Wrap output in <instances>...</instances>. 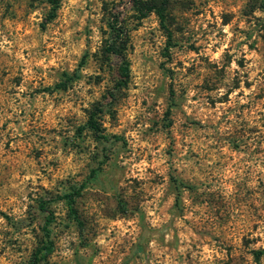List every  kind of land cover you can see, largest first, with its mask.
Returning a JSON list of instances; mask_svg holds the SVG:
<instances>
[{
    "label": "rangeland",
    "instance_id": "374dc122",
    "mask_svg": "<svg viewBox=\"0 0 264 264\" xmlns=\"http://www.w3.org/2000/svg\"><path fill=\"white\" fill-rule=\"evenodd\" d=\"M50 7L0 0V264H29L38 200L101 160L77 202L83 232L51 203L43 264H264V0H169L170 46L158 15L138 21L131 0H62L48 21ZM115 16L131 77L112 104L118 60L102 51ZM98 104L120 140L85 127Z\"/></svg>",
    "mask_w": 264,
    "mask_h": 264
},
{
    "label": "trees",
    "instance_id": "16d2710c",
    "mask_svg": "<svg viewBox=\"0 0 264 264\" xmlns=\"http://www.w3.org/2000/svg\"><path fill=\"white\" fill-rule=\"evenodd\" d=\"M48 1L51 7L47 19L48 21H51L57 16V12L62 0ZM131 2L138 21L142 20L152 12L158 15L161 25L167 32L168 44L170 46L172 44L173 34L166 22V12L169 6V0H161L159 4L155 2H149L147 0H131ZM130 43L131 39L128 26L121 19H119L118 16L113 17L110 22V34L107 38H105V44L102 51V54L105 57L104 60L106 62L111 60L113 57L118 60L117 64L115 65L118 73V80L115 83L112 91L109 93V103L112 104L117 99L116 93L125 88L130 81L131 67L127 55ZM85 58L86 57L84 56L83 60L81 61V65H83ZM109 66H111V63H109ZM77 78H80L79 69L74 71L72 74L65 72L64 80L57 83L55 87L66 88L68 83ZM103 108V104H98L93 110L90 111L85 127L89 128V130H91L98 139L104 142H110L112 139L118 141L121 139L120 136H110L106 134L104 128L98 121L99 114L103 111ZM79 129H84V127L82 126ZM104 157L106 159L107 155L105 154ZM104 163L105 160H101L99 165L92 169L87 179L80 185L72 186L70 190L54 197L40 198L38 200L37 208L44 216V223L42 226V236L37 249L29 261V264H43L48 259L50 254H52L55 250L56 243L53 237L52 227L56 223V214L55 211L50 207L52 202L56 200L64 201L68 208V217L77 224L80 232L84 231L85 222L77 208V202L78 199L83 195V192L89 185V182L99 175L100 171L102 170V164ZM120 203L122 205V202ZM0 213L2 214L3 212L0 210Z\"/></svg>",
    "mask_w": 264,
    "mask_h": 264
}]
</instances>
